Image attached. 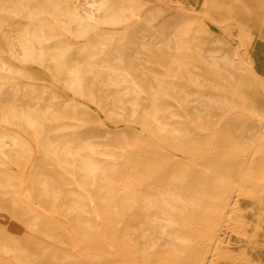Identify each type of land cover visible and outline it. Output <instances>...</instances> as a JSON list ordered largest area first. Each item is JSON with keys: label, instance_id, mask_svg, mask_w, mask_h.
Listing matches in <instances>:
<instances>
[{"label": "rangeland", "instance_id": "rangeland-1", "mask_svg": "<svg viewBox=\"0 0 264 264\" xmlns=\"http://www.w3.org/2000/svg\"><path fill=\"white\" fill-rule=\"evenodd\" d=\"M262 87L264 0H0V264H264Z\"/></svg>", "mask_w": 264, "mask_h": 264}, {"label": "bare ground", "instance_id": "bare-ground-1", "mask_svg": "<svg viewBox=\"0 0 264 264\" xmlns=\"http://www.w3.org/2000/svg\"><path fill=\"white\" fill-rule=\"evenodd\" d=\"M97 1V0H96ZM85 9V8H84ZM97 16V15H96ZM140 20V19H139ZM213 25V24H212ZM232 25V23L230 24V26ZM216 26V25H215ZM225 27V26H224ZM223 27V28H224ZM228 28V27H227ZM235 28V27H234ZM243 32V31H242ZM244 35V34H243ZM246 37V36H245ZM244 41H245V39H244ZM263 88V87H262ZM264 89V88H263ZM135 91V90H134ZM243 113V112H242ZM244 114H246V113H244ZM253 115V114H252ZM264 125V124H263ZM264 128V127H263ZM201 130V129H200ZM203 131V130H202ZM213 132V131H212ZM9 142V141H8ZM262 142V141H261ZM9 143H11V142H9ZM264 144V143H263ZM7 145H9L8 143H7ZM12 145V144H11ZM10 145V146H11ZM11 147H13V146H11ZM251 149V148H250ZM258 149V148H257ZM261 149H263L262 147H261ZM115 150H117V149H115ZM124 153V152H123ZM206 155V154H205ZM208 155V154H207ZM259 156V155H258ZM119 160V159H118ZM126 160V159H125ZM195 165V164H194ZM248 166V165H247ZM164 167V166H163ZM191 170H193V169H191ZM244 175H245V173H244ZM245 176H247V175H245ZM249 177V176H248ZM252 177V176H251ZM255 177V176H254ZM254 179V178H253ZM263 179V178H262ZM256 180V179H255ZM263 180H261V182H262ZM25 184V183H24ZM27 185V184H26ZM25 185V186H26ZM261 195V194H260ZM192 197V196H191ZM25 198V197H24ZM26 199V198H25ZM28 199V198H27ZM31 199V198H30ZM232 203H233V201H232ZM184 209H185V207H184ZM226 209V208H225ZM187 211V210H186ZM229 211V210H228ZM225 212V211H224ZM227 213H229V212H227ZM223 215V214H222ZM98 216V215H97ZM185 216V215H184ZM182 222H184V221H182ZM184 224V223H183ZM64 226V225H63ZM120 226V225H119ZM67 227V226H66ZM187 227V226H186ZM104 228V227H103ZM185 228V227H184ZM203 239V238H202ZM216 250V249H215ZM113 255V254H112ZM110 256V255H109ZM100 257H102V256H100ZM122 257V256H121ZM213 257H215V256H213ZM91 259V258H90ZM128 260V259H127ZM129 261V260H128ZM208 261H210L211 262V260H208ZM131 263H133V262H131ZM208 263V262H207ZM200 264V263H199ZM210 264V263H209ZM212 264V263H211Z\"/></svg>", "mask_w": 264, "mask_h": 264}]
</instances>
